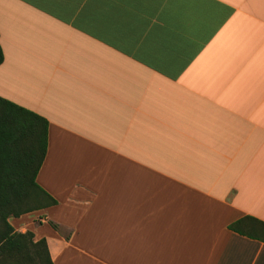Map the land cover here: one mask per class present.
Instances as JSON below:
<instances>
[{
    "label": "crops",
    "instance_id": "1",
    "mask_svg": "<svg viewBox=\"0 0 264 264\" xmlns=\"http://www.w3.org/2000/svg\"><path fill=\"white\" fill-rule=\"evenodd\" d=\"M0 48L52 264H264V0H0Z\"/></svg>",
    "mask_w": 264,
    "mask_h": 264
},
{
    "label": "trees",
    "instance_id": "2",
    "mask_svg": "<svg viewBox=\"0 0 264 264\" xmlns=\"http://www.w3.org/2000/svg\"><path fill=\"white\" fill-rule=\"evenodd\" d=\"M2 60L0 48V64ZM47 127L44 118L0 98V255L20 253L30 246L40 248L46 263L52 264L44 239L34 242L31 232H16L8 223L11 217L56 204L36 183L47 149ZM242 224L240 220L229 229L251 238V227L249 232L241 231L238 226ZM259 224L258 232L262 233L264 224Z\"/></svg>",
    "mask_w": 264,
    "mask_h": 264
},
{
    "label": "rangeland",
    "instance_id": "3",
    "mask_svg": "<svg viewBox=\"0 0 264 264\" xmlns=\"http://www.w3.org/2000/svg\"><path fill=\"white\" fill-rule=\"evenodd\" d=\"M0 264H47L40 248L28 247L27 250L13 255L1 256Z\"/></svg>",
    "mask_w": 264,
    "mask_h": 264
}]
</instances>
